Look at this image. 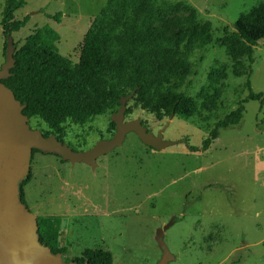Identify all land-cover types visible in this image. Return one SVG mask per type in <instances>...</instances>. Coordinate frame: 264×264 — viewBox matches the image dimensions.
Here are the masks:
<instances>
[{
    "label": "rangeland",
    "instance_id": "1",
    "mask_svg": "<svg viewBox=\"0 0 264 264\" xmlns=\"http://www.w3.org/2000/svg\"><path fill=\"white\" fill-rule=\"evenodd\" d=\"M5 1L0 0V21ZM169 1L181 4L161 15L156 32L179 30L166 23L173 16L194 14L196 21L211 23L212 41L188 55L176 83L196 100L197 111L188 118L174 114L158 120L135 107L124 120L138 118L153 134L162 129L171 145L154 149L129 132L97 157L94 167L51 153L32 156L25 204L37 216H60L64 262L99 248L111 253L112 264H156L162 255L156 235L162 233L172 256L166 264H264V38L252 47L249 66L243 44L232 34L239 14L252 17L264 0ZM105 2L25 0L13 13L14 20L28 16L25 26L10 34L13 44L19 47L34 29L49 25L59 34V53L76 63L84 34ZM57 12L58 21L48 16ZM6 38L0 22V68ZM247 81L253 92L262 93V105L247 101L238 124L219 129L206 150H189L247 95ZM111 115L84 126L67 123L63 143L86 150L109 139ZM37 123L31 119L30 128H46Z\"/></svg>",
    "mask_w": 264,
    "mask_h": 264
},
{
    "label": "trees",
    "instance_id": "2",
    "mask_svg": "<svg viewBox=\"0 0 264 264\" xmlns=\"http://www.w3.org/2000/svg\"><path fill=\"white\" fill-rule=\"evenodd\" d=\"M180 4L169 0H106L84 34L76 63L59 53V34L54 28L37 27L22 45L13 44L14 65L9 76L1 81L23 105L28 123L37 119L38 125L46 126L41 130L44 136L54 134L61 142L67 123L84 126L97 116L116 112L120 97L132 92L133 102L126 104L124 117L135 107L158 120L172 113L191 117L197 111V102L179 91L176 83L188 55L212 41L211 23L198 22L192 14L188 19L169 17L167 25L179 29L169 35L153 28L163 13ZM24 5L25 0L5 1L0 21L4 35L25 26L28 16L13 19V13ZM48 16L58 21L59 13ZM234 28V39L243 44L250 66L252 47L264 38V1L257 5L252 17L239 14ZM223 31L228 33L226 27ZM247 88V95L213 124L200 146L188 145L189 150H206L216 140L219 129L238 124L247 101L258 100L262 105V93L253 92L249 81ZM112 126L115 131L114 122ZM67 144L75 151L82 150V144ZM39 152L42 151L33 149L30 161ZM31 178L29 169L18 184L23 203L24 186ZM60 223L57 215L37 216L39 241L62 255L65 250L58 243ZM262 246L264 249V240ZM71 260L78 264H112V255L107 250L87 248Z\"/></svg>",
    "mask_w": 264,
    "mask_h": 264
},
{
    "label": "water",
    "instance_id": "3",
    "mask_svg": "<svg viewBox=\"0 0 264 264\" xmlns=\"http://www.w3.org/2000/svg\"><path fill=\"white\" fill-rule=\"evenodd\" d=\"M14 50L8 34L5 60L0 68V264H78L74 260L62 261L60 253H53L49 246L39 241L37 215L19 198L18 184L30 169L32 150L55 154L71 164L84 162L94 167L95 159L120 145L129 132H134L143 144L154 149L171 145L172 141L163 139L162 129L156 134L147 131L138 118L124 120L126 102L133 92L120 97V106L111 115L115 124L112 137L98 140L86 150L75 151L54 134L44 136L40 130L31 129L28 117L22 112L23 105L1 81L9 76V69L14 65ZM156 237L162 249L156 264H166L172 256L162 233Z\"/></svg>",
    "mask_w": 264,
    "mask_h": 264
}]
</instances>
